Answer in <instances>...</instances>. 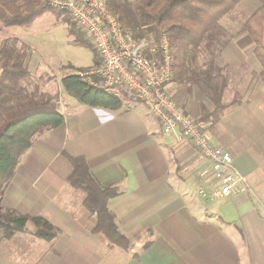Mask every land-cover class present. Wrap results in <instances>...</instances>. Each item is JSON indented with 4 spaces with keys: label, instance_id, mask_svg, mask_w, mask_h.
<instances>
[{
    "label": "crops",
    "instance_id": "obj_1",
    "mask_svg": "<svg viewBox=\"0 0 264 264\" xmlns=\"http://www.w3.org/2000/svg\"><path fill=\"white\" fill-rule=\"evenodd\" d=\"M236 20L221 19L230 41L217 58L202 48L189 66L198 72L215 63L226 83L222 101L233 104L224 115L201 119L202 106L212 105L188 82H169L165 91L187 116L209 123L211 143L228 151L246 177L244 191L202 201V161L189 144L163 136L145 104L128 99L119 110L90 108L50 80L40 91L58 96L64 124L37 137L20 157L3 205L45 219L57 233L50 242L29 232L1 233L0 264H264V79ZM64 154L84 158L100 185L120 191L107 208L128 239L126 251L92 233L96 217L68 184L72 169Z\"/></svg>",
    "mask_w": 264,
    "mask_h": 264
},
{
    "label": "trees",
    "instance_id": "obj_2",
    "mask_svg": "<svg viewBox=\"0 0 264 264\" xmlns=\"http://www.w3.org/2000/svg\"><path fill=\"white\" fill-rule=\"evenodd\" d=\"M242 0H110V10L118 15L121 29L137 40L159 43L165 34L170 44V82L190 83L199 88L212 105L201 108L203 120L221 118L233 104L222 101L226 88L220 72L211 62L202 71H193L190 64L200 49L215 58L230 41L221 19L232 12ZM256 10L241 26L253 44V55L264 79V0H256ZM51 10L48 0H0V31L10 27H28L36 18ZM64 22H69L64 18ZM75 34V43L93 52L94 63L100 64L96 49L86 39ZM15 37L0 41V197L8 186L20 157L32 146L35 138L64 124L58 111V98L40 91L32 82L28 70V51ZM60 79L63 92L79 104L90 108L119 110L126 98H116L97 90L75 73ZM215 74V75H214ZM71 165L68 184L83 195L82 206L95 215L92 233L102 235L110 247L127 250L128 239L122 235L108 210L107 202L120 191L110 185H100L82 157L64 154ZM28 225L31 230H28ZM0 230L5 238L28 231L32 236L52 241L57 230L41 217L21 215L5 209L0 203Z\"/></svg>",
    "mask_w": 264,
    "mask_h": 264
},
{
    "label": "built area",
    "instance_id": "obj_3",
    "mask_svg": "<svg viewBox=\"0 0 264 264\" xmlns=\"http://www.w3.org/2000/svg\"><path fill=\"white\" fill-rule=\"evenodd\" d=\"M110 0H48L56 12L70 16L78 30L96 49L100 64L75 73L91 87L116 98L142 102L160 125L163 136L189 144L202 161L197 195L202 201L238 195L247 180L223 147L211 143L207 122L187 116L165 91L171 79L170 44L163 34L159 43L137 40L121 29L109 8Z\"/></svg>",
    "mask_w": 264,
    "mask_h": 264
},
{
    "label": "rangeland",
    "instance_id": "obj_4",
    "mask_svg": "<svg viewBox=\"0 0 264 264\" xmlns=\"http://www.w3.org/2000/svg\"><path fill=\"white\" fill-rule=\"evenodd\" d=\"M130 1L133 4L135 3V0ZM254 1L256 2V0ZM257 6V2L256 6L253 7L251 1L242 0L226 17L233 18L237 15L236 22L243 25L247 18L256 10ZM64 18L68 19L69 22H64ZM224 21H227V18ZM228 22L232 25V22L229 20ZM71 24L73 31L89 42V39L78 30L68 14L53 10H48L40 15L28 27L2 29L0 31V41L15 37L29 49L28 61L30 64L28 70L32 73V82L39 89H42L46 85L51 84L50 80L55 81L57 85V83H60L63 75L76 72L74 68L81 69L90 67L84 71H80L83 73L93 66V52L87 47L75 43V34L70 33ZM47 79L49 80L48 82L46 81ZM53 96L58 98L57 95ZM3 194L0 197V203L4 208ZM30 227L28 225V230L31 229Z\"/></svg>",
    "mask_w": 264,
    "mask_h": 264
}]
</instances>
